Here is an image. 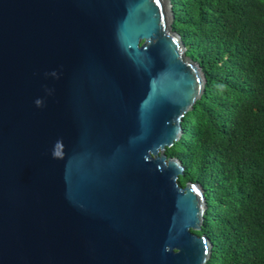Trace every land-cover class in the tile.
I'll return each instance as SVG.
<instances>
[{
    "label": "water",
    "instance_id": "1",
    "mask_svg": "<svg viewBox=\"0 0 264 264\" xmlns=\"http://www.w3.org/2000/svg\"><path fill=\"white\" fill-rule=\"evenodd\" d=\"M170 0H0V264H205L203 186L165 149L205 86Z\"/></svg>",
    "mask_w": 264,
    "mask_h": 264
},
{
    "label": "trees",
    "instance_id": "2",
    "mask_svg": "<svg viewBox=\"0 0 264 264\" xmlns=\"http://www.w3.org/2000/svg\"><path fill=\"white\" fill-rule=\"evenodd\" d=\"M170 1L171 27L206 79L165 149L182 159L179 183L206 190L195 230L214 246L205 264H264V0Z\"/></svg>",
    "mask_w": 264,
    "mask_h": 264
},
{
    "label": "bare ground",
    "instance_id": "3",
    "mask_svg": "<svg viewBox=\"0 0 264 264\" xmlns=\"http://www.w3.org/2000/svg\"><path fill=\"white\" fill-rule=\"evenodd\" d=\"M185 42H186V41H185ZM187 43H188V42H187ZM189 48H190V47H189ZM187 51H188V50H187ZM205 86H206V85H205ZM205 93H206V92H205ZM183 124H184V123H183ZM183 124H182V125H183ZM183 126H184V125H183ZM184 133H185V132H184ZM166 150H167V149H166ZM181 160H182V159H181ZM180 177H181V176H180ZM179 182H180V181H179ZM181 185H182V184H181ZM203 188H204V187H203ZM205 191H206V190H205ZM207 200H208V199H207ZM208 209H209V208H208ZM207 212H208V211H207ZM205 215H206V214H205ZM204 224H205V223H204ZM201 230H202V229H201ZM213 247H214V246H213ZM213 247H212V248H213ZM211 254H212V253H211Z\"/></svg>",
    "mask_w": 264,
    "mask_h": 264
},
{
    "label": "rangeland",
    "instance_id": "4",
    "mask_svg": "<svg viewBox=\"0 0 264 264\" xmlns=\"http://www.w3.org/2000/svg\"><path fill=\"white\" fill-rule=\"evenodd\" d=\"M189 57V56H188ZM192 59V58H191Z\"/></svg>",
    "mask_w": 264,
    "mask_h": 264
}]
</instances>
